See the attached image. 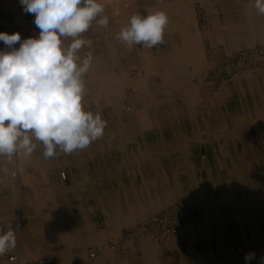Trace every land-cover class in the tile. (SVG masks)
<instances>
[{
    "label": "bare ground",
    "instance_id": "6f19581e",
    "mask_svg": "<svg viewBox=\"0 0 264 264\" xmlns=\"http://www.w3.org/2000/svg\"><path fill=\"white\" fill-rule=\"evenodd\" d=\"M191 1L192 0H165V2L155 8H150L148 14L161 10L164 11L168 17V23L163 34L164 47L157 51V53H154L151 51V48L144 47L142 44V47L133 50L132 54L126 51L127 48L121 47V41L116 39V44H112L115 38L111 39V37L106 34L102 35L99 30L101 27L96 20L104 16H107L109 20L107 28H115L109 18V6L107 4L105 6L103 3L104 14H101L92 22L91 36L89 39L85 38L91 41V45L83 46L77 53L81 61L86 58L88 52L92 53V60L87 71L91 82L88 83L87 87L86 85L84 86L85 90L83 95L87 98H93L96 101H98V99L100 100L103 96L102 99L104 98L107 103L113 104V102H115L118 104L122 100L124 93L121 90V85L128 84L132 88V104L130 111L126 112L127 115L119 117L115 127L110 130L109 137H105V141L101 139V144L100 142H95L92 151L87 150V148L78 149L74 151L76 155L73 153V156L62 153L63 159L65 161H71L70 163H72L73 166L80 165V163L86 164L88 169L85 168L84 171H82L83 169L79 171L80 167L78 169V171L81 172L80 174L87 175L90 173L91 175L93 171L101 176L98 183L93 185L94 183L90 180V177H78L80 174L76 177L75 175V184L71 193H121L117 196L112 194L108 195V199L103 198L102 195H97L98 199L96 198L97 201L95 204L103 208L106 202L110 206H115L116 202L117 204L121 203L127 206L132 202H144L148 200V209H152V205L156 201H153L152 197L158 194L155 193V190L158 191L160 189L157 187L158 184L157 186L155 184V176L164 180L162 190L166 193H163V197L167 200L166 202H169L171 198L172 200L176 198V194L182 189L183 181L185 183L191 181L193 174H198L199 170H201V165L212 162L210 161L214 157L212 152L216 153L215 157L219 163L220 169L218 168L217 170H220L221 173L225 170L224 176L226 180L227 178L229 180V176H227L228 173L230 174V180L232 179L231 176L235 177L237 175L235 180L237 179L238 181L237 166L240 164L237 165L235 161H239L238 158L241 155H239L240 151L238 147L240 145L235 141L237 130H233V126L226 123L227 120H225V118L227 117H224L223 113L215 115L214 123L211 122L212 120H208L207 117L204 116L205 110L208 109V105L206 104L208 102L211 103L212 107L218 108L219 111L224 109L225 104V108L228 110L227 112L230 113L232 120H235L236 126L239 124L238 121L241 122V119H248L253 127L255 135L253 138L251 135H246V145H250L252 148L255 144L258 145L260 143L258 147L262 150L264 149V68L262 70L249 71V73L242 78H233L228 81L230 84H227L228 82L223 83L217 92H202L201 94V91L195 86L188 85L192 76H198L200 74L198 70L205 68V65L207 66L201 48L200 36L197 32L198 29H196L195 26ZM199 1L210 9L212 0ZM15 2L16 0L13 1V3ZM126 16L129 25L131 15L126 14ZM223 20L227 22V24L230 23L229 18L224 17ZM120 30L121 28L117 26V34ZM232 30L233 28L229 27V32H233ZM227 35L228 34H226V36ZM247 35H249V32H247ZM247 35L242 39H246ZM15 47L18 48V45L16 44ZM3 49L7 50V46L5 45ZM127 64L137 69L134 75L129 76L125 73L124 67ZM144 73H152L160 77L163 88L162 98L156 95L157 90L156 92H150L146 89L147 76ZM228 95L237 96V100L232 106H229V103L225 102ZM237 128L241 132V127L237 126ZM165 131L167 136L163 135ZM244 132L245 134L250 133L248 129H245ZM193 140H196L197 143L203 140H206L207 143L212 142L208 146V151L210 152L209 158L208 156H202L205 161L203 159L201 160L202 162L199 161L194 154L188 156L186 151L187 144ZM32 143L35 144V148L30 155L25 156L20 154L11 157V159H13V165L10 174L14 178L13 181L15 180L17 182V185H15L16 188H14L17 193H47L46 190L51 188V186L42 182V180L44 181L42 175L46 177L45 180L49 179L51 178V172H56L60 166L59 160L45 162L47 158L40 153L41 146H38L39 144L35 139H33ZM126 143L133 145L132 151L128 153L123 151ZM261 144L263 146H261ZM85 153L88 154V157ZM83 154L85 155L84 161L86 162L82 161ZM123 157H126L132 167H135H133L131 174L127 172L128 176L141 175L142 171H140L141 168L139 167L145 166L148 168L147 173H150L149 179L143 177L137 178V176L121 179L119 176L124 173L119 171L117 178L113 180V184H110V179H107L106 175L105 162L101 164L100 169L96 167V170L91 171V169H89L90 161H92L90 159H105L106 161L111 158V161H114V158L120 160L123 159ZM164 160L168 163V172H163L162 176H160L162 167L158 170L157 163H161ZM229 161H231L232 167L227 165ZM87 162L89 164H87ZM155 168L158 171H155ZM1 170L2 169H0V184H3L2 181L4 178H2L3 173ZM153 171L156 173L155 176L152 175ZM60 177L61 179L63 178L61 173ZM173 181H176L177 187L173 186L172 188ZM263 182L264 179L258 178L256 186H259L255 187L252 192L246 194L247 201H233L234 208L231 209V211L220 212L214 209L215 211L211 212L209 208L212 205H207L206 208L208 210L205 209V214L203 213L205 218H203L202 222L191 231L193 232L192 234L199 230V227L204 221L216 223L229 221L235 223L239 228L244 227L243 225H252L256 223V216L258 213L262 214L264 217ZM21 183L27 184V188L21 189ZM89 183L90 186H87ZM199 184L201 183L199 182ZM171 190L173 192L172 194L167 193ZM193 191L198 192V190ZM199 194L200 193H193L192 196L194 199H199ZM183 195H185V197H183ZM178 196L186 199L188 198L186 193H179ZM92 207L94 206L91 205L90 207L89 205V208ZM103 211H105L107 219L112 214L109 210H105V206ZM132 219V217L127 216L125 219L122 218L120 220V217H115L114 215L109 222L114 223L115 225L113 226H118L130 222ZM103 232L93 233V237L90 241L101 242L103 237H105ZM180 232H182V230L175 234ZM95 260L96 259L93 261L97 262V264H108V261L102 262Z\"/></svg>",
    "mask_w": 264,
    "mask_h": 264
},
{
    "label": "rangeland",
    "instance_id": "374dc122",
    "mask_svg": "<svg viewBox=\"0 0 264 264\" xmlns=\"http://www.w3.org/2000/svg\"><path fill=\"white\" fill-rule=\"evenodd\" d=\"M192 1H191V9L194 13L193 17L195 21V26H196V29H198L197 32L200 36L202 52L204 53L202 54L205 57L204 60L207 66L205 65L204 66L205 68H201L200 70H198V73H200L198 75L199 77L196 75H195L196 77L192 76V78L190 79L188 83L189 86L190 85L195 86L197 89H199V91H201V94L202 92L203 93L204 92H210V93L217 92L223 83L228 82L229 80L233 78L245 77L246 74L249 73V71L262 70L264 68V15H259L257 13V10L254 7L255 0H237V1L236 0H212L210 9L205 7V5L201 3V1L199 0H192ZM99 2L102 4L104 3L105 6L106 4L109 6V9H110L108 11L109 18L113 26H115L114 29H111V28L108 29L107 27L100 26L101 28L99 30L101 31L102 35L106 34L109 37H111V39L115 38L112 41V44H116L117 26H119L122 29L128 25L126 14H130L131 17L134 14H139L141 16H147L148 10L150 8H153V7L155 8L156 6L165 2V0H105V1L99 0ZM102 14H104V12ZM224 17L229 18L230 23L227 24V22H224L223 20ZM249 19H252V20H249ZM229 27L233 28L232 30L233 32L231 31L229 32ZM214 28H217V29H214ZM247 32H249V35H247ZM91 33L92 31H91V25H90L89 29L85 33L81 34V38L89 39V37L91 36ZM226 34H228L229 37L228 35L226 36ZM245 35H247V38L242 39ZM120 44L122 48H125V49L127 48L126 51L129 52L130 54L133 53L132 52L133 50L139 49L142 47V44H135L133 45L132 49L129 50L128 47L122 41ZM163 47H164V43H160V44H157L151 47V51L154 53H157V51H159ZM124 71L127 75L132 76L137 71V69L135 67L132 68V66L127 64L124 67ZM145 75L147 76L146 89L149 90L150 92H156L157 90L156 95L157 96L159 95L158 97L162 98L163 88L161 85L160 77L152 73H149V74L146 73ZM197 78H200V79H197ZM82 79L84 82V86L86 85V87L88 86V83L91 82L87 72L82 76ZM227 84H230V82H228ZM121 90L124 93L122 96V100L118 104L115 102H113V104L107 103L104 100V98L102 99L103 96L101 97L100 100L98 99V101H96L93 98H87L86 96L83 95L82 104L84 106V109L86 111H91L94 114L100 113L102 116V119L106 121V127L104 129L103 136L92 141L90 145L86 147L87 150L92 151L93 144L95 142H100L101 144V139L105 141L104 138L109 137L110 130L115 127L119 117L127 115L126 112L130 111L131 104H132L131 103L132 88L128 84H123V86L121 85ZM236 100H237V96L234 97L232 95H228V98H226L225 102L229 103V106L230 105L232 106V104H234ZM206 104L208 105V109L205 110L204 116H206L208 120H212L211 122L214 123L215 115L223 113L224 117H227L225 118V120H227L226 123L233 126V130L235 131L237 130L235 141L236 143L240 145L238 147L240 151L239 155H241L238 158L239 161H235L237 165L240 164L239 166H237L238 167V181L237 179L235 180V177L237 175L235 177L231 176L232 179L230 180V174L228 173L227 176H229V180L228 178L226 180L224 176L225 170L222 171L223 174L221 172H220V175L216 174L217 176L215 175V173H217L218 171H216L214 172V175L211 174V177H210L211 180L209 182H206L207 184L205 188L204 189L202 188L201 191L199 190L198 192L193 191L194 184L192 181H188L186 183L183 181L182 189L180 190L179 193H186V196H188V198L187 199L183 198L185 197V195H183V197L178 196L179 193L175 192V193H178L176 194V198L173 200L171 198L169 202H166L167 200H165L163 197V193L165 194L166 192L162 190L164 180H162L160 177H156L155 176L156 173H154L153 171L152 175H154L156 178L155 184L156 186L158 184L157 187H159L160 189L158 191L155 190V193L156 194L158 193V194L155 197L154 196L152 197L153 201L158 200L157 202L155 201L153 203L152 209L151 208L148 209V205H149L148 200H145L144 202L143 201L141 202L137 201L135 203L132 202L130 205H127V206L121 203L117 204V202L115 203V206H110L106 202V204L104 205L105 210L107 209L109 210V212L112 213L110 217L107 219L105 211H103L104 206L102 208L95 204V202L98 199L97 195L99 196L102 195L103 198L108 199V195L112 194V195L117 196L118 194L120 195L121 193H71L72 188H74V184H75L74 182L75 175L77 177V175L81 173L79 172L81 171V169H83L82 171H84L85 168L88 169L86 167V164L80 163V165L73 166L72 163H70L71 161H65L63 159L62 157L63 152L60 151L59 148H57L55 150L56 154L52 157L47 158L46 159L47 161L45 162L59 160L60 166L58 167L56 172L54 173L51 172V178L45 180L46 177L42 175V177L44 178L43 182L46 183V185H50L51 188L46 190L47 193H42L44 197H41V198H39V196L41 195L37 196L40 193H21V195L24 196V199L22 198L23 196L21 197V201L23 200L24 202L22 201V205L20 207L18 206V193L14 189L16 188L15 185H17V182L15 180L13 181L14 178L10 174L11 168L13 165V159H11V157L0 155V161H3L8 165L7 175H2L3 176L2 178H4L2 182L4 184L5 182L8 183V186L13 191L12 193V207H13L12 227L13 228L12 229L15 235H17V230H16L17 217L19 216V214H21L19 213V207L20 209L24 207L26 210H30V211L34 207L41 208L40 214H35V213L30 212L29 214L25 215L22 213L23 214L22 217L24 218L23 220L25 222L27 221V218H29L30 222H32L35 220L34 219L35 217L38 216L39 218H41V216L43 217L46 214V215H50V217L54 219H56V217L60 218L61 216L63 220H65L66 217H69L70 221L72 220V223L73 221H75L76 215L79 214L77 212L78 209L81 208L85 211V215L89 217L88 219H91L93 221L91 223L93 226L92 227L93 229L88 231V234L90 233L95 234L100 231L101 232L104 231L103 233L105 237H103L101 242L94 241L90 243L85 242L84 244H78V245L71 244L70 241L72 239V236H70V240L63 238V239H57V240L52 241V246L54 247V250H46V251L59 253L63 255L61 264H88L90 262H92L93 264H97V262L93 261L94 259H96L95 261L99 260L103 262L105 260H109V258L111 257L116 258L117 253L123 250V249L118 248L115 245L118 242V239H120V237L122 236L123 232L126 229L137 224L144 217L146 216L148 217L158 212L164 206L166 207V206H171V205H183V204L195 206L201 211L202 220H203V218H205L204 212H205V209H207L206 208L207 205H210V204L212 205L211 206L212 208L211 207L209 208V211L211 212H214L215 210H219L220 212H228L234 208L233 201L241 200V201L246 202L247 201L246 194L248 192H252L255 187L259 186V185L256 186L257 179L258 178L264 179V149L262 150L261 148L258 147L260 143L259 144L257 143L258 145L255 144L252 148L250 147V145L249 146L246 145L247 144L246 139H245V137H247L246 135H249V136L251 135L252 138L255 135L253 131V127L251 126V123L249 122L248 119H241V122L238 121L239 124H237V126L241 127V132H240L235 124L236 123L235 120L234 119L232 120L230 113L227 112L228 110L225 108V104H224V109L221 111H219L218 108L212 107L211 103L209 102ZM245 129H248L250 133L245 134L244 132ZM163 135H166V131L164 132ZM36 142L39 144L38 146H41L40 153L43 155L45 151L43 144L39 141H36ZM206 143H207L206 140H203L198 143L196 142V140L188 142L187 150H186L188 156H190L191 154L192 155L194 154L196 155V158H198L199 161L203 159L202 156H205V157L208 156L209 158L210 152L208 151V146L212 142L210 143L208 142L207 144ZM263 145L261 144V146ZM132 148H133V145L126 143V146L123 148V151L125 153H128L132 151ZM73 153L74 151L70 155L73 156ZM85 154L88 157V154L87 153ZM111 154H112V149H111ZM74 155H76V153H74ZM212 155L215 157L216 153L212 152ZM214 157L212 159V162L216 164L217 158L216 157L214 158ZM84 158H85V155L83 154L82 161H84ZM90 160H92L90 161V166H89V169H91V171L96 170L95 167L97 169L98 168L100 169L101 164L105 162L106 175H107V179L108 178L110 179V184H113L114 182L113 180L117 178L118 176L117 174L119 171L124 173L122 175L120 174L119 178L121 179L123 178L126 179L129 177L133 178L134 176H137V178L143 177L145 179L147 178L149 179L150 177L149 176L150 173H147L148 168L145 166L139 167L141 168L140 171H142L141 175L137 174L134 176L133 175L128 176V173L131 174V171L134 166L132 167L131 163L126 157H123V159H120V160L117 158H114V161L113 160L111 161V158L107 159L106 161L105 159H96V160L90 159ZM203 160L205 161V159ZM87 164L89 163L87 162ZM157 164H158L157 165L158 170L162 167L161 169L162 172L160 176H162L163 172H166V173L168 172V163L166 162V160L162 161L161 163L159 162ZM79 168L80 170L78 171ZM212 168L213 167H211L210 169ZM218 168H219L218 166L214 167V170H217ZM157 169L155 171H158ZM61 172L65 173V178L61 179L60 177ZM79 176L80 177H90V180H92L94 183L93 185H96L98 183V180L101 179V176L99 174H96L93 171L91 172V175L90 173H88L87 175L80 174L78 175V177ZM20 185H21L20 186L21 189L27 188V184L21 183ZM176 185H177L176 181H173L172 188L173 186L177 187ZM87 186H90V183ZM167 193L172 194L173 192L171 190L170 192H167ZM193 193H200L199 194L200 197L198 196L199 199H194L192 196ZM41 199L44 202V205L43 204L41 205ZM89 205L90 207L91 205L94 207L89 208ZM114 215L115 217L116 216L120 217V220L122 218L125 219V217L127 216L132 217L133 219L130 222H127L126 224L113 226L115 224L109 221L112 220V217H114ZM256 219H257V222L259 223L264 222V217L260 213L257 214ZM20 221H21V217H20ZM73 225H77V226L80 225V227L83 225L82 226L83 228H81V231L77 233V240L84 241L89 238L91 239V237L93 236V234L91 236L86 235V231L84 227L85 222L84 224L82 223V225H81V222L77 224L73 223ZM184 233L186 234V236L187 235L190 236L192 234V233H188L185 231ZM28 239H29L28 235H26L22 240L19 239L18 241L16 239L15 248L17 246L19 247V251L23 259H34L37 257V255H40L41 253L38 252V254L34 256V254L32 253L33 251H31L32 247L28 248V245L26 244L28 242ZM40 245H42L41 246L42 248L45 247L44 244H39V246ZM89 248L97 249V252L94 257H91V258L88 257L87 250ZM41 251H42V254L47 253L46 251L45 252L43 250ZM64 255H65V258H64ZM45 258L48 259L50 257H45ZM1 263L10 264L5 259L0 258V264Z\"/></svg>",
    "mask_w": 264,
    "mask_h": 264
},
{
    "label": "clouds",
    "instance_id": "9594fccd",
    "mask_svg": "<svg viewBox=\"0 0 264 264\" xmlns=\"http://www.w3.org/2000/svg\"><path fill=\"white\" fill-rule=\"evenodd\" d=\"M20 4L34 15L39 35L21 40L19 32H0V41L7 46L0 51V155H30L33 139L43 144L45 158L54 156L57 148L65 154L84 149L103 136L106 121L100 113L84 109L82 76L92 53L82 61L77 53L91 45L81 34L104 12V5L98 0H20ZM254 7L264 15V0H255ZM96 22L107 27L109 20L104 16ZM167 23L161 10L134 14L116 38L129 50L135 44L151 48L163 43ZM67 37L73 38L70 45L63 42ZM15 246L13 230L0 231V255ZM254 258V253L244 257L246 262Z\"/></svg>",
    "mask_w": 264,
    "mask_h": 264
},
{
    "label": "crops",
    "instance_id": "0c3cea01",
    "mask_svg": "<svg viewBox=\"0 0 264 264\" xmlns=\"http://www.w3.org/2000/svg\"><path fill=\"white\" fill-rule=\"evenodd\" d=\"M13 1L15 0H0V32L13 34L18 31L21 35V40L30 37H38L39 29H37L34 24V15H29V13L23 11L20 0H16L15 3H13ZM62 39L65 45H70L73 38L67 37ZM17 45L19 48V43H17ZM0 46L5 48L3 41H0ZM216 165L219 167L218 162H216V164L210 162L209 164L201 165V170H199L198 174H193L191 181L194 184V190H201V188L204 189L207 184L206 182L211 180V174L214 175V172L218 171L215 175H220V170H214V167H217ZM227 165H232L231 161H229ZM209 167H213L212 170H209ZM0 169H2V175H7V164L5 162L0 161ZM198 181L201 184H199ZM12 193L13 191L8 186V183L0 184V231L3 232L8 231L9 228L13 230ZM39 195L44 197L42 193L37 196ZM22 196L21 193H18V206L20 207L23 201H21ZM41 197L39 196V198ZM22 198L24 199V196ZM42 204L44 205V202L41 199V205ZM20 207L19 213L21 214H19V216L21 217V221L18 216L16 224L17 235H15L16 239L19 241V239L22 240L28 235L29 239L26 243L28 248L32 247L33 250L31 249V251H33L32 253L34 256H36L38 252L41 253L34 259H23L18 246L15 250L12 249L13 251H17L20 258L25 262L34 263L44 259L53 264H61L63 255L46 251L54 250L52 241L57 239L64 238L70 240V236H72L73 239L70 241L71 244L78 245L84 244L85 242H91L90 238L84 241H77V233L83 228L82 223L84 224V222L86 235L91 236L93 234H88V231L93 229L91 224L93 221L88 219L89 217L85 215V211L81 208L78 209L77 212L79 214L77 213L78 215H76L75 221H73L74 224L81 222L82 226L80 227V225H73L72 220L70 221L69 217H66L65 220H63L61 216L60 218L56 217V219H54L50 217V215L46 216V214L43 217L41 216V218L38 216L35 217V220L32 222L27 218V221L25 222L22 217L23 214L26 215L30 212L40 214L41 208L34 207L30 211L26 210L24 207L20 209ZM243 226L244 227L239 228L235 223L229 221L220 223L204 221L199 227V230H197L195 234H191L188 240L183 231L175 235H168L159 243H153L150 239L142 237L140 239L141 241L139 240L135 246H129L128 248L123 249L117 253L116 258L111 257L109 260L105 261H108V264H262V262H264V222H256L252 225ZM39 244H44L45 247L42 248V245L39 246ZM12 250L9 252L12 253ZM41 250L44 252L46 251L47 253L42 254ZM248 253H254L255 258L246 262L244 257ZM45 257L50 258L47 259ZM88 264L93 263L90 262Z\"/></svg>",
    "mask_w": 264,
    "mask_h": 264
},
{
    "label": "built area",
    "instance_id": "2783aa9c",
    "mask_svg": "<svg viewBox=\"0 0 264 264\" xmlns=\"http://www.w3.org/2000/svg\"><path fill=\"white\" fill-rule=\"evenodd\" d=\"M0 51H4L1 46ZM61 176L65 178V173L61 172ZM201 222L202 213L195 206H166L126 229L115 245L120 249H126L129 246H135L142 237H148L153 242L159 243L165 236L174 235L180 230L193 233L191 231ZM186 238H189V236L187 235ZM96 252L97 249L89 248L87 255L91 258L95 256ZM0 258L5 259L10 264H53L44 259L34 263L25 262L20 258L17 251L12 253L8 251L0 255Z\"/></svg>",
    "mask_w": 264,
    "mask_h": 264
}]
</instances>
